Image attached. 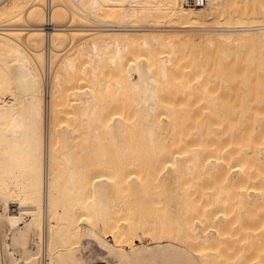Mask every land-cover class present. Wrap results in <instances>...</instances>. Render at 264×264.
<instances>
[{
    "label": "bare ground",
    "instance_id": "obj_1",
    "mask_svg": "<svg viewBox=\"0 0 264 264\" xmlns=\"http://www.w3.org/2000/svg\"><path fill=\"white\" fill-rule=\"evenodd\" d=\"M183 1L0 0V264H264V0Z\"/></svg>",
    "mask_w": 264,
    "mask_h": 264
},
{
    "label": "rangeland",
    "instance_id": "obj_2",
    "mask_svg": "<svg viewBox=\"0 0 264 264\" xmlns=\"http://www.w3.org/2000/svg\"><path fill=\"white\" fill-rule=\"evenodd\" d=\"M235 1H239V0H235ZM242 1H244V0H242ZM242 1L240 0L239 3L242 4L241 3ZM250 1L251 0H249V2H247V4H249V3L252 4V1L255 3L257 0L256 1L252 0L251 2ZM6 236H7V239H9L8 234H6ZM86 249H87L88 253H90L91 258L93 259V262H91V264H105L104 261H102L101 259H100L101 261L99 260V257L97 255V251L92 245L86 246ZM10 252L13 253L12 250H10ZM14 257L19 260V255L18 254L14 253ZM18 264H22V262H19Z\"/></svg>",
    "mask_w": 264,
    "mask_h": 264
},
{
    "label": "built area",
    "instance_id": "obj_3",
    "mask_svg": "<svg viewBox=\"0 0 264 264\" xmlns=\"http://www.w3.org/2000/svg\"><path fill=\"white\" fill-rule=\"evenodd\" d=\"M205 0H184L183 5L186 8H200L204 5Z\"/></svg>",
    "mask_w": 264,
    "mask_h": 264
}]
</instances>
